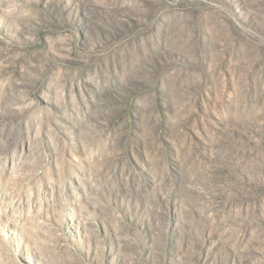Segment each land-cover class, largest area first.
Listing matches in <instances>:
<instances>
[{
  "label": "rangeland",
  "instance_id": "1",
  "mask_svg": "<svg viewBox=\"0 0 264 264\" xmlns=\"http://www.w3.org/2000/svg\"><path fill=\"white\" fill-rule=\"evenodd\" d=\"M0 264H264V0H0Z\"/></svg>",
  "mask_w": 264,
  "mask_h": 264
}]
</instances>
